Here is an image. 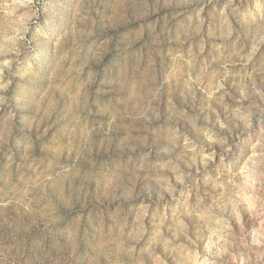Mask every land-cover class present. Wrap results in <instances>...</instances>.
<instances>
[{"label":"clouds","instance_id":"1","mask_svg":"<svg viewBox=\"0 0 264 264\" xmlns=\"http://www.w3.org/2000/svg\"><path fill=\"white\" fill-rule=\"evenodd\" d=\"M0 264H264V0H0Z\"/></svg>","mask_w":264,"mask_h":264}]
</instances>
